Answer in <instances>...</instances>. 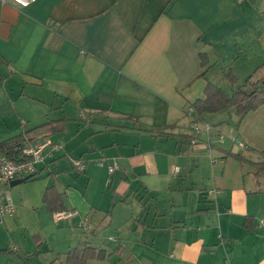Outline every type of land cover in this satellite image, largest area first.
<instances>
[{"label": "crops", "instance_id": "crops-1", "mask_svg": "<svg viewBox=\"0 0 264 264\" xmlns=\"http://www.w3.org/2000/svg\"><path fill=\"white\" fill-rule=\"evenodd\" d=\"M262 38L264 0H36L23 9L0 0V142L27 134L25 146L62 144L73 125L84 165L55 173L68 155L53 152L9 186L0 264H66L76 247L102 253L84 264H264V176L230 157L262 161L264 132L253 125L264 131V105L231 139L211 142L210 156L203 136L190 144L184 116L192 84L206 79L201 54L254 84L264 78L251 81L264 67V55L251 56ZM223 113L200 119L220 133ZM73 170L82 188L81 178L63 182ZM50 186L70 218L54 222L43 203Z\"/></svg>", "mask_w": 264, "mask_h": 264}, {"label": "trees", "instance_id": "trees-1", "mask_svg": "<svg viewBox=\"0 0 264 264\" xmlns=\"http://www.w3.org/2000/svg\"><path fill=\"white\" fill-rule=\"evenodd\" d=\"M201 59V67L204 69L207 67V57H205L204 54H201ZM227 69L229 71H224L223 73L233 88L231 94H227L215 84L209 82L206 83L203 89V97L194 100L187 106V108L193 109L194 115L201 118V116L205 114H215L233 109L235 114L238 116L240 123L245 115L264 105V78L254 84L251 83L250 80H247L245 85H239L237 84L236 78L231 73L230 68L223 70ZM249 85L251 87L250 92L246 90V87ZM172 127L173 126H171V128ZM152 133H156L157 135H166L160 130L153 131ZM25 135H17L13 138L0 142V155H5L13 160L19 159L18 149L25 147ZM259 154L262 157V161L260 162H249L241 155L236 154H230V157L239 162L249 163L256 170L255 176L260 178L264 176V151L259 152ZM43 203L48 212L52 214L55 212L66 211L65 206L63 205L62 195L57 192L54 186H50L46 189L43 196ZM244 227L251 229L248 219L245 221ZM92 258H102L101 251L97 252L89 247H76L67 253L65 262L66 264H84L87 260Z\"/></svg>", "mask_w": 264, "mask_h": 264}, {"label": "built area", "instance_id": "built-area-1", "mask_svg": "<svg viewBox=\"0 0 264 264\" xmlns=\"http://www.w3.org/2000/svg\"><path fill=\"white\" fill-rule=\"evenodd\" d=\"M4 4L14 5L19 8H27L31 4L35 3L36 0H1ZM81 117L85 115L81 112ZM184 116L187 117L191 122V129L196 134H204L206 136V147L207 152L210 156L212 137L217 136L220 140H224L225 137L219 132L215 131L214 128L206 122H203L199 117L194 115L193 109L187 108L184 112ZM198 142V137L194 136L190 144L195 145ZM238 147L245 149V145L242 143L238 144ZM62 149L61 146L53 144L50 141H43L38 145L31 147L25 146L19 150V159L13 160L5 155H0V217L10 216L14 213V206L11 203V197L9 193L10 184L18 179H25L33 177L38 170V166L42 164L47 155L53 152H58ZM105 159H100V164L105 163ZM77 169L83 170L84 165L82 162H76ZM118 166L113 163L108 166L107 170L109 174H112ZM178 167H175L173 172L177 173ZM54 222H60L68 219L72 216V212L60 211L52 214ZM259 227L264 235V218L259 221Z\"/></svg>", "mask_w": 264, "mask_h": 264}, {"label": "rangeland", "instance_id": "rangeland-1", "mask_svg": "<svg viewBox=\"0 0 264 264\" xmlns=\"http://www.w3.org/2000/svg\"><path fill=\"white\" fill-rule=\"evenodd\" d=\"M263 42L261 40L258 41L257 45L254 46L252 48L251 51V56H258V55H264V38ZM237 67V66H236ZM228 72L229 70H222L221 68L218 67H214L212 64L210 67H206L203 70V75L201 74V76L203 77L204 75H206V79H199L197 80L195 83L192 84L189 93L192 95L190 96V101H194L195 99L202 97L203 96V89L206 85V82L209 81L211 83H215L218 85L219 88H221L222 90H224L227 94H231L232 92V87L230 85L229 80L227 79V77L224 75L223 72ZM242 72L243 70H239L238 68L234 69L231 73H237V72ZM254 70H250L249 73H252ZM257 76H254L251 81H256L257 78L261 77L264 75V67L261 68L260 70H258L256 72ZM248 76V75H247ZM246 75H240V76H234L237 80V84L242 85L243 83H245L246 79H247ZM246 90L248 92H250L251 87L247 86ZM226 113H223L222 115L227 119V122H223L220 123V129H221V135H223L225 137V140H227L226 138L231 139V135H234V133L236 132L235 130L237 129V127L239 126V118L237 119L236 123L232 125V123L230 124V120L234 119L235 115L232 113H228L227 111H225ZM218 116V115H215ZM237 116V115H236ZM209 122V120H207ZM243 121V120H242ZM207 122V123H208ZM189 126H191V122L189 121ZM253 127L259 131L261 133H263V124H259L258 122H255V124L253 125ZM76 127H74L73 125H69L68 127L65 128V132L62 133V144H58V143H53V144H57L59 146L62 147V149H60L58 152L62 153L63 151L67 153L68 156L63 157L62 160L63 162L57 167L54 168L53 166L50 168V170L54 171L55 173L57 172H63V173H69L71 172L70 170H66L67 168H69L70 166H73L71 168H75L76 166V162H79L80 159V151L78 150V145L80 144V142L78 141V139H74L75 137V129ZM190 130L192 131V129L190 128ZM192 133L196 136V137H204L202 138L203 140L206 139V136L202 133V134H196L195 132L192 131ZM73 137V138H71ZM212 143L214 142H219L220 139H218L217 136H213L212 137ZM52 143V142H51ZM72 160V161H71ZM51 165V164H50ZM72 172H74V178H70V177H65L64 175V179L63 182L64 183H71V182H76V179L81 178L82 180H84V182L78 180L77 183L75 184L77 187L82 188L83 185L86 183V180L83 178H86L83 174L79 173H75L76 170H73ZM60 173V174H61ZM83 177V178H82ZM84 183V184H83Z\"/></svg>", "mask_w": 264, "mask_h": 264}, {"label": "water", "instance_id": "water-1", "mask_svg": "<svg viewBox=\"0 0 264 264\" xmlns=\"http://www.w3.org/2000/svg\"><path fill=\"white\" fill-rule=\"evenodd\" d=\"M27 179H29V178H25V179H23V180H15V181H13L11 184H10V186H13V185H16V184H19V183H21L22 181H25V180H27Z\"/></svg>", "mask_w": 264, "mask_h": 264}]
</instances>
